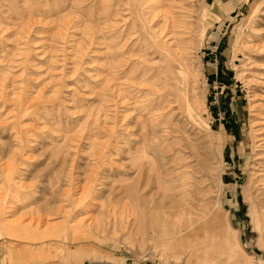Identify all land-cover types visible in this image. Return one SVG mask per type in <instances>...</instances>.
Returning a JSON list of instances; mask_svg holds the SVG:
<instances>
[{
	"label": "rangeland",
	"instance_id": "obj_1",
	"mask_svg": "<svg viewBox=\"0 0 264 264\" xmlns=\"http://www.w3.org/2000/svg\"><path fill=\"white\" fill-rule=\"evenodd\" d=\"M262 177L264 0H0V264H264Z\"/></svg>",
	"mask_w": 264,
	"mask_h": 264
},
{
	"label": "bare ground",
	"instance_id": "obj_2",
	"mask_svg": "<svg viewBox=\"0 0 264 264\" xmlns=\"http://www.w3.org/2000/svg\"><path fill=\"white\" fill-rule=\"evenodd\" d=\"M145 126V125H144ZM156 131V130H155ZM189 176V175H188ZM261 182H264V177H262V178H260L259 179ZM258 180V181H259ZM185 181V180H184ZM186 181H187V179H186ZM163 182V181H162ZM188 182V181H187ZM186 183V182H185ZM184 183V184H185ZM196 183V182H195ZM177 184V183H176ZM189 185V184H188ZM187 185V186H188ZM197 185V184H196ZM203 185H205V184H203ZM191 187H192V185H190ZM202 186V185H201ZM200 186V187H201ZM185 187H186V185H185ZM199 188V187H198ZM201 188H203L204 189V186L203 187H201ZM258 188V187H257ZM185 189V188H184ZM193 189V188H192ZM191 189V190H192ZM197 188H195V190H196ZM199 190H200V188H199ZM202 190V189H201ZM191 191H189V193H190ZM203 193V192H202ZM202 193H200V194H202ZM182 194V193H181ZM191 194V193H190ZM193 194H194V192H193ZM192 194V195H193ZM196 194V193H195ZM199 194V193H198ZM185 195H186V192H185ZM197 195V194H196ZM208 195V194H207ZM182 196V195H181ZM201 196H203V195H201ZM260 196V195H259ZM259 196H257V197H259ZM198 197V196H197ZM208 197V196H207ZM203 198V197H202ZM206 198V197H205ZM186 199V198H185ZM204 199V198H203ZM196 200V199H195ZM202 200V199H201ZM206 200H208V199H206ZM191 201H193V199L191 200ZM261 202H262V208L264 209V189H263V194H262V200H261ZM198 203H201V202H198ZM204 203V202H203ZM193 204V203H192ZM260 204V203H259ZM186 205H187V203H186ZM195 206V205H194ZM260 206V205H259ZM196 207V206H195ZM208 208H206V210H207ZM189 210V209H188ZM190 210H191V208H190ZM198 210V209H197ZM206 210H204V211H206ZM38 211V210H37ZM194 211V210H193ZM192 212V211H191ZM40 213L41 212H38V214H37V216H35V217H32L33 219H32V221L33 222H35V224H37L36 226H40V225H42V216L40 215ZM201 213H204V212H201ZM258 213V212H257ZM47 214V213H46ZM49 215H50V213H48ZM197 214H200V213H197ZM197 214H195V215H197ZM259 215H260V213H259ZM14 216V215H13ZM191 216V215H190ZM15 217V216H14ZM203 217V216H202ZM208 217V216H207ZM206 217V218H207ZM24 217H19V218H16L14 221L12 220V221H10V222H2L1 220H0V234H7L8 232H10V230H12V229H22V227H21V225H22V219H23ZM193 218H195V217H192L191 219H193ZM209 218V217H208ZM190 219V218H189ZM201 219V218H200ZM200 219H198V220H200ZM195 220V219H194ZM203 220V219H202ZM31 221V222H32ZM173 222V221H172ZM194 222H199V221H194ZM204 222H205V219H204ZM180 223V222H179ZM186 223V222H185ZM206 223V222H205ZM192 224H194V223H192ZM30 225V224H29ZM187 226H190V223H189V221L187 222V224H186ZM195 225V224H194ZM178 225H176L175 227H177ZM196 226V225H195ZM179 227V226H178ZM27 228V227H26ZM29 228V227H28ZM182 228V227H181ZM179 229V231H177V234L176 233H172V235L173 234H175V235H179V234H181V233H184L187 229ZM154 231V230H153ZM157 231H159V234H158V236L154 239V242H156V244L158 243V245H157V249L158 250H162V251H166V252H168L169 250H171L172 248H174V247H176V246H171L170 245V243L169 242H161L160 241V239L162 238V237H165V235H166V232H164V230H162V228L160 229V227H158L157 228ZM152 232V231H151ZM151 234V233H150ZM149 234V235H150ZM154 233H152V236H154L153 235ZM185 234H186V232H185ZM8 235H9V233H8ZM174 236V235H173ZM180 236V235H179ZM181 236H182V234H181ZM149 237V236H148ZM172 237V236H171ZM227 238V237H226ZM162 239H164V238H162ZM174 239V238H173ZM177 239V238H176ZM179 245H183V244H185V243H183V241H181V242H179L178 243ZM230 244V243H229ZM237 246V244L236 245H233L232 247H231V250H230V253L233 255V257H235V256H237L236 255V249H234L235 247ZM237 250H238V248H237ZM190 255H192V253L190 254ZM239 257V256H238Z\"/></svg>",
	"mask_w": 264,
	"mask_h": 264
}]
</instances>
